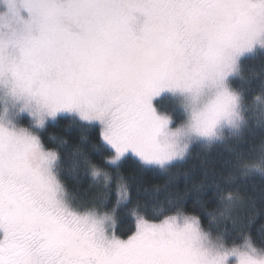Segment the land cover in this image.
<instances>
[{"label":"snow or ice","instance_id":"1","mask_svg":"<svg viewBox=\"0 0 264 264\" xmlns=\"http://www.w3.org/2000/svg\"><path fill=\"white\" fill-rule=\"evenodd\" d=\"M0 9V264H264V242L213 234L179 204L155 209L158 222L129 207L135 228L121 238L127 186L117 182L110 209L78 205L40 137L67 114L99 127L106 164L131 154L165 169L186 145L154 104L162 94L211 98L192 122L202 139H220L225 123L239 130L245 101L231 80L243 57L264 51V0H0ZM252 102L264 108V91ZM81 159L107 188L111 174ZM261 164L264 154L244 169L264 173Z\"/></svg>","mask_w":264,"mask_h":264},{"label":"trees","instance_id":"2","mask_svg":"<svg viewBox=\"0 0 264 264\" xmlns=\"http://www.w3.org/2000/svg\"><path fill=\"white\" fill-rule=\"evenodd\" d=\"M231 83L243 92V125L236 131L225 130L220 139L193 143L183 159L165 169L144 165L131 154L115 166L106 164L109 150L105 148L101 153L94 148L101 143L99 127L71 116L47 122L40 137L48 148L58 152L61 180L78 205L103 201V206L110 209L118 198L117 182L127 186L129 200L115 214L114 231L121 238L126 239L135 228L129 207L138 206L158 222L153 216L155 209L171 214L179 204L185 214L198 217L213 234L233 239L243 231L260 244L264 242V173L246 171L244 165L260 163L264 154V108L252 102L256 93L264 91V51L256 49L254 54L243 57L239 76ZM155 106L162 114L175 113V102H169L167 97L157 100ZM175 117L181 119L178 112ZM85 155L111 174L107 188L93 181L82 163ZM229 193L234 194L231 202L224 199Z\"/></svg>","mask_w":264,"mask_h":264},{"label":"clouds","instance_id":"3","mask_svg":"<svg viewBox=\"0 0 264 264\" xmlns=\"http://www.w3.org/2000/svg\"><path fill=\"white\" fill-rule=\"evenodd\" d=\"M210 103H212V100L209 97L192 98L188 101H185L182 97H175V113L178 112L181 116V119L177 120L175 117V113H169V129L175 130L177 128H180L182 130L183 138L181 144L186 145L184 156L187 154L189 148L193 143L197 142L198 140L208 141L197 136L192 128V122L193 118L197 116L201 111H203ZM241 115L242 123L240 124V127L245 122L244 114L242 113ZM225 130L231 132L236 131L237 129L225 123L217 128V135L220 137L223 136Z\"/></svg>","mask_w":264,"mask_h":264},{"label":"rangeland","instance_id":"4","mask_svg":"<svg viewBox=\"0 0 264 264\" xmlns=\"http://www.w3.org/2000/svg\"><path fill=\"white\" fill-rule=\"evenodd\" d=\"M0 10H2V9H0ZM246 56H247V55H246ZM246 56H245V57H246ZM163 97H167V100H168L169 102H175V97H173V96L170 95V94H162L160 97L157 98V100H159V99H161V98H163ZM157 100H156V101H157ZM156 101H154V104H155ZM60 116H69V115H67V114H62V115H60ZM58 117H59V116H58ZM25 119H27V118H25ZM25 119H24V120H25ZM24 120L21 121V123H22L23 125L26 124V123L24 124ZM48 122H53V121L50 120V121H48ZM25 126H26V125H25ZM198 141H201V140H198ZM202 141H205V140H202ZM206 142H208V141H206ZM184 157H185V156H184ZM184 157H183V158H184ZM180 160H181V159H180ZM176 161H179V160H176ZM173 162H174V161H173ZM114 227H115V223H114Z\"/></svg>","mask_w":264,"mask_h":264}]
</instances>
